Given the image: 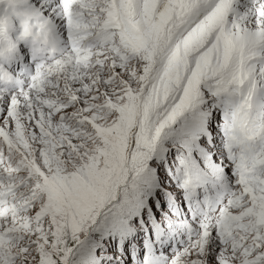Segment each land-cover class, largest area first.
Instances as JSON below:
<instances>
[{"label": "snow or ice", "instance_id": "6c2138e0", "mask_svg": "<svg viewBox=\"0 0 264 264\" xmlns=\"http://www.w3.org/2000/svg\"><path fill=\"white\" fill-rule=\"evenodd\" d=\"M0 264H264V0H0Z\"/></svg>", "mask_w": 264, "mask_h": 264}]
</instances>
